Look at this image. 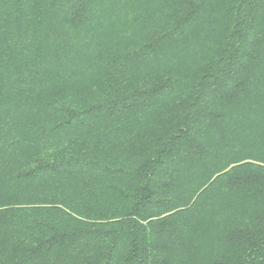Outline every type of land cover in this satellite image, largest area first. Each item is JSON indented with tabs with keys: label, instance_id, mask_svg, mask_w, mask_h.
I'll list each match as a JSON object with an SVG mask.
<instances>
[{
	"label": "trees",
	"instance_id": "trees-1",
	"mask_svg": "<svg viewBox=\"0 0 264 264\" xmlns=\"http://www.w3.org/2000/svg\"><path fill=\"white\" fill-rule=\"evenodd\" d=\"M0 264H264V0H0Z\"/></svg>",
	"mask_w": 264,
	"mask_h": 264
}]
</instances>
